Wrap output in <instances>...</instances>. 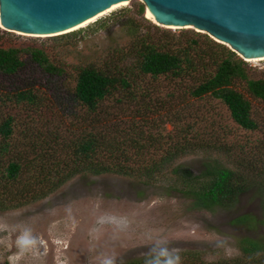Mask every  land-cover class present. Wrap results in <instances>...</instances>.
<instances>
[{
	"label": "trees",
	"instance_id": "16d2710c",
	"mask_svg": "<svg viewBox=\"0 0 264 264\" xmlns=\"http://www.w3.org/2000/svg\"><path fill=\"white\" fill-rule=\"evenodd\" d=\"M135 13L139 18H120L129 37L123 45L115 42L98 59L77 62L74 56L66 62L42 46L9 43L6 35L13 32L0 28V208L47 196L84 171H113L143 181L169 173L194 196L195 207L230 205L252 183L264 195V142H249L254 156L244 146L238 155L236 130H261L264 117L255 114L252 101L264 102V77L249 76L245 60L207 33L175 35L144 18L143 5ZM79 30L51 37L70 38ZM161 78L168 88L184 85L178 95L187 103L217 99L229 120L223 112L180 108L170 124L157 119L151 101L160 103L154 85ZM44 107L55 112L47 114ZM150 108L153 112H146ZM167 124L172 128L162 134L160 126ZM151 126L157 130L148 132ZM214 149L231 166L207 162L197 181L201 184L191 189V173L174 166L176 159ZM237 220L253 224L257 218L243 214ZM257 221L264 222V213ZM238 247L239 255L215 261L191 253L165 255L161 261L264 264L263 243L243 237Z\"/></svg>",
	"mask_w": 264,
	"mask_h": 264
},
{
	"label": "rangeland",
	"instance_id": "374dc122",
	"mask_svg": "<svg viewBox=\"0 0 264 264\" xmlns=\"http://www.w3.org/2000/svg\"><path fill=\"white\" fill-rule=\"evenodd\" d=\"M140 5H143L144 18H148L143 1L130 0L126 6L77 29L80 32L70 38L53 40L52 37H32L4 30L13 32L6 35L9 43L45 47L50 54L66 62L71 61L72 56L76 57L75 62L93 60L105 54L115 42L123 45L128 40L120 18L124 15L139 18L135 12ZM160 27L175 35L187 31L194 36L190 30L198 31ZM237 55L245 60L249 76L264 77V59L252 62ZM156 83L154 87L160 103L151 101V105L157 112V119L168 122L173 118L175 121L172 114L180 108L209 111L212 115L223 112L221 115L226 113L229 120L227 111L217 99L187 103L178 95L184 85L168 88L165 78ZM157 85H161L160 89ZM252 105L255 114L264 117V102L253 100ZM151 110L146 112H153ZM43 111L55 112L46 107ZM260 125V131L250 132L239 126L237 129L232 123L239 134L238 155L243 153L241 146L248 148L252 144L250 141L262 139L264 142V124ZM171 128L167 124L160 126V131L165 134ZM146 130L152 132L157 127ZM246 150L254 156L252 150ZM261 157L264 159V154ZM215 160L223 166H231V160L227 161L217 149L187 154L176 159L174 166H182L185 173H191L190 187L194 189L201 184L197 181L206 163ZM178 181L169 173L143 181L113 171H84L67 178L47 196L13 206L6 202L2 205L5 207L0 208V264H169L166 259L161 261L163 256L172 258L180 254L181 257L187 253L194 257L200 255L204 261H215L239 255V238L248 237L264 244V222L257 221L264 213L261 199L264 195L254 183L240 192L230 205L203 208L194 206V196L183 192L185 186ZM4 194L6 191L1 189V195ZM243 214L253 215L257 220L253 224L238 223V216Z\"/></svg>",
	"mask_w": 264,
	"mask_h": 264
},
{
	"label": "water",
	"instance_id": "95a60500",
	"mask_svg": "<svg viewBox=\"0 0 264 264\" xmlns=\"http://www.w3.org/2000/svg\"><path fill=\"white\" fill-rule=\"evenodd\" d=\"M119 1L0 0V27L56 36ZM142 1L159 24L193 26L244 59L264 57V0Z\"/></svg>",
	"mask_w": 264,
	"mask_h": 264
},
{
	"label": "bare ground",
	"instance_id": "6f19581e",
	"mask_svg": "<svg viewBox=\"0 0 264 264\" xmlns=\"http://www.w3.org/2000/svg\"><path fill=\"white\" fill-rule=\"evenodd\" d=\"M128 3H129V0H122V1H119V2H117V3H114V4H112L111 6H109L108 8H106V9L100 11V12L97 13L96 15H94V16H92V17L86 19L85 21L81 22L80 24H78V25H76V26H74V27H72V28H70V29H68V30H65V31H63V32H67V31H71V30L74 31V30H77V29H79V28L85 27V26H87L88 24H90V23L96 21L98 18H100V17H102V16L108 14L109 12H111V11L117 9V8H120V7H122V6H126ZM146 8H147V17L150 18L153 22L157 23V21H156V19H155V16H154L153 14H151L150 9H149L148 7H146ZM157 24H159V23H157ZM159 25H160V26L167 27V28H180V27L194 28L193 26H189V25H188V26H175V25H162V24H159ZM0 26H1V25H0ZM194 29L198 30L197 28H194ZM20 33H22V32H20ZM58 33H60V32H58ZM55 34H56V33H55ZM30 35L33 36V34H30ZM34 36H35V35H34ZM39 37H45V35L42 34V35H40ZM263 59H264V57H262V58H251V59H248V60H250V61L253 62V61H259V60H263Z\"/></svg>",
	"mask_w": 264,
	"mask_h": 264
}]
</instances>
